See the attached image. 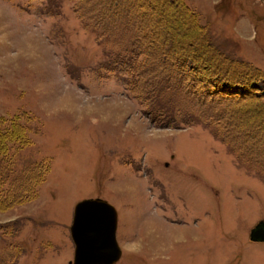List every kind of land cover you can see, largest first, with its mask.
I'll return each mask as SVG.
<instances>
[{
    "label": "rangeland",
    "instance_id": "obj_1",
    "mask_svg": "<svg viewBox=\"0 0 264 264\" xmlns=\"http://www.w3.org/2000/svg\"><path fill=\"white\" fill-rule=\"evenodd\" d=\"M110 3L0 0V264L73 262L89 198L118 210L116 264H264V0H120L144 43L129 87L76 10ZM184 59L230 96L157 125L141 98L178 103L162 81Z\"/></svg>",
    "mask_w": 264,
    "mask_h": 264
},
{
    "label": "trees",
    "instance_id": "obj_2",
    "mask_svg": "<svg viewBox=\"0 0 264 264\" xmlns=\"http://www.w3.org/2000/svg\"><path fill=\"white\" fill-rule=\"evenodd\" d=\"M122 5V4H121ZM120 0H111V3L106 7L109 8L111 14V19L107 20L106 15L100 12L99 16L96 14H91L88 17L83 16L79 10L80 8L76 7L77 13L81 16V18L86 23V29L91 30L96 34L97 40L99 43L105 44L106 47H110L114 54L115 60L111 61V63L104 65V70L106 72H111L116 76L123 78L124 76V83L129 87L131 85V77L134 73L136 68V64L134 63V59L137 58L139 53L143 50V40L140 35L141 30V23H139L138 29L135 31L131 27H128L127 23L122 21V16L125 15V12H122L123 15L121 16V9H120ZM187 60H191L187 59ZM185 59L180 61L179 64H175V68L178 70L174 77L165 76L162 81V86L165 91H170L172 94V99L175 102L181 103L180 105H176L178 103H171L170 105H166L163 102L154 100L150 95L147 99L141 98L142 103H150L149 107V115L157 125H171L169 121H173L177 125L183 124H190L192 122H196L198 120L197 115L204 116V112L201 111V108H197L194 110V114L191 111H188L184 107V101H179L178 98L181 100L190 101L193 103L194 101H198L200 103H205V105H213L215 104V100H222L228 99L226 96H230L226 89L227 86L220 87V91L215 90L217 84H232L227 79L223 78L220 73L214 72L211 76H214L209 80V78L204 75L201 77L196 76V72L190 73L185 68ZM193 64V63H192ZM194 69H199V64L192 65ZM174 68V67H173ZM130 77V78H129ZM169 77V78H168ZM216 77V78H215ZM199 78L205 82H199L195 80ZM213 79H217V82ZM200 85L198 90H194L193 86ZM202 86V87H201ZM222 86V85H221ZM187 98V99H186ZM194 100V101H193ZM231 100V99H229ZM228 101V100H226ZM195 104V102L193 103ZM208 108V107H207ZM200 109V110H198ZM210 109V108H209ZM218 115H207L205 114L204 118L208 120L216 119ZM201 119V118H199ZM260 161H263L264 158H259ZM264 162V161H263ZM258 169L264 170L262 167H257Z\"/></svg>",
    "mask_w": 264,
    "mask_h": 264
},
{
    "label": "water",
    "instance_id": "obj_3",
    "mask_svg": "<svg viewBox=\"0 0 264 264\" xmlns=\"http://www.w3.org/2000/svg\"><path fill=\"white\" fill-rule=\"evenodd\" d=\"M117 208L103 198H89L77 203L70 228L75 244L70 264H116L123 250L117 237ZM250 239L264 242V220L252 230Z\"/></svg>",
    "mask_w": 264,
    "mask_h": 264
}]
</instances>
